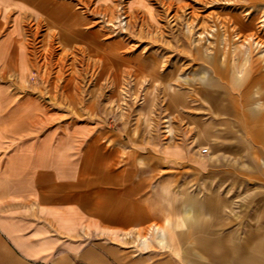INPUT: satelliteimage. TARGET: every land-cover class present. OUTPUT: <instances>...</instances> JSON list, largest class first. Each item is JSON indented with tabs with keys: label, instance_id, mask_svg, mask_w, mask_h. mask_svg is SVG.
Wrapping results in <instances>:
<instances>
[{
	"label": "rangeland",
	"instance_id": "obj_1",
	"mask_svg": "<svg viewBox=\"0 0 264 264\" xmlns=\"http://www.w3.org/2000/svg\"><path fill=\"white\" fill-rule=\"evenodd\" d=\"M56 1L0 26V116L29 98L117 131L141 164L181 145L188 159L155 158L170 208L156 227L171 233L154 234L157 250L264 264V0Z\"/></svg>",
	"mask_w": 264,
	"mask_h": 264
},
{
	"label": "crops",
	"instance_id": "obj_2",
	"mask_svg": "<svg viewBox=\"0 0 264 264\" xmlns=\"http://www.w3.org/2000/svg\"><path fill=\"white\" fill-rule=\"evenodd\" d=\"M55 1L0 0V26L12 13H52ZM11 43L4 36L0 48ZM6 93L0 85L4 110ZM16 104L0 116V264L180 263L153 240L171 241L156 227L170 208L158 206L155 158L188 159L186 149L149 148L141 164L115 130L61 118L29 98Z\"/></svg>",
	"mask_w": 264,
	"mask_h": 264
},
{
	"label": "built area",
	"instance_id": "obj_3",
	"mask_svg": "<svg viewBox=\"0 0 264 264\" xmlns=\"http://www.w3.org/2000/svg\"><path fill=\"white\" fill-rule=\"evenodd\" d=\"M206 151H207V149H204V150H203V152H206Z\"/></svg>",
	"mask_w": 264,
	"mask_h": 264
}]
</instances>
